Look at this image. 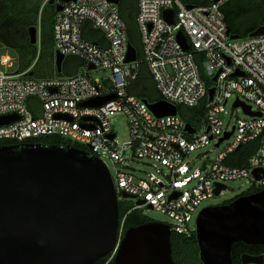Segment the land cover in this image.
<instances>
[{"label": "built area", "instance_id": "2783aa9c", "mask_svg": "<svg viewBox=\"0 0 264 264\" xmlns=\"http://www.w3.org/2000/svg\"><path fill=\"white\" fill-rule=\"evenodd\" d=\"M228 1L188 7L181 0H137L141 57L133 61H125L130 42L118 3L57 1L61 8L53 23L55 51L63 61L71 57L81 66L69 75L35 77L28 74L33 64L19 70L16 55V69L9 70L13 60L1 56L0 116L15 118L0 124V140L24 144L42 135L71 140L69 144L80 145L109 171L118 202L127 199L122 197L126 193L133 202L130 210L154 209L168 217L169 222L161 223L171 232L189 236L194 232L191 221L196 223L205 208L201 203L231 192L227 182L244 180V192L264 189V25L259 35L232 38L221 10ZM165 10L171 11L172 22L163 16ZM96 31L101 36L95 38ZM36 43L39 47V29ZM141 64L161 96L158 101L174 106L175 114L156 116L148 107L151 102L127 92ZM109 95L114 97L99 106L81 105ZM199 105L203 114L197 121H187L177 109ZM243 105L260 116L245 112ZM116 113L128 119L127 142L116 139L110 119ZM252 141L256 147L244 165L227 163L235 150ZM132 161L151 170L134 167Z\"/></svg>", "mask_w": 264, "mask_h": 264}, {"label": "water", "instance_id": "95a60500", "mask_svg": "<svg viewBox=\"0 0 264 264\" xmlns=\"http://www.w3.org/2000/svg\"><path fill=\"white\" fill-rule=\"evenodd\" d=\"M60 8L56 4V11ZM163 16L172 22L170 10L163 11ZM28 32L30 42L35 44L37 27L31 26ZM261 33L263 26L249 36ZM177 37L187 49L181 32ZM136 57V50L129 44L125 61ZM54 60L60 73L63 55L55 51ZM208 93L210 99L213 88ZM112 97L81 105L99 106ZM148 107L156 116L176 113V108L164 101L148 103ZM243 107L245 112L260 116ZM14 118L0 116V124ZM186 129L190 130L189 124ZM220 187L215 189L216 194ZM122 197L131 198L126 193ZM119 222L109 171L96 156L71 144L0 145V264H95L108 254L114 264H174L168 225L149 221L126 229L120 237ZM194 233L202 264H232L231 246L236 241L264 245V189L239 195L228 204L205 207ZM251 262L262 264V255L241 256L242 264Z\"/></svg>", "mask_w": 264, "mask_h": 264}, {"label": "trees", "instance_id": "16d2710c", "mask_svg": "<svg viewBox=\"0 0 264 264\" xmlns=\"http://www.w3.org/2000/svg\"><path fill=\"white\" fill-rule=\"evenodd\" d=\"M49 3L48 0H0V46L5 45L16 51L18 68L23 71L32 64L30 72L35 77L60 75L55 68V46L53 40V23L56 14V4ZM187 5H203L208 0H181ZM119 11L127 27V34L130 44L136 50L137 56L141 57V44L139 33L136 26L137 0H119ZM224 20L232 34L248 36L259 26L264 25V0H229L222 7ZM36 26L39 29V47L32 44L29 40L28 29ZM93 36H101L96 31ZM90 37V36H89ZM36 59V60H35ZM207 84H211L208 80ZM127 92L136 95L148 102H155L161 99L155 83L145 66L141 64L139 75L128 86ZM181 115L187 117V121H197L203 114L202 106L177 107ZM191 117V118H188ZM42 144L67 145L71 140L59 135H42L35 140ZM14 144L9 140H0V145ZM81 149V146L74 143ZM255 141L241 145L227 159V163L242 166L245 159L253 152ZM258 191L252 188L243 194ZM233 198L222 204H228ZM119 219L122 221L121 236L130 227H136L151 221L150 218L143 216L139 209L130 210L133 206L132 200L124 199L118 202ZM171 258L174 264H202L199 256V249L195 233L189 236L171 232ZM243 254L264 255V245L246 244L236 241L231 246L232 264H241ZM95 264H114L113 257L108 254L99 259Z\"/></svg>", "mask_w": 264, "mask_h": 264}, {"label": "rangeland", "instance_id": "374dc122", "mask_svg": "<svg viewBox=\"0 0 264 264\" xmlns=\"http://www.w3.org/2000/svg\"><path fill=\"white\" fill-rule=\"evenodd\" d=\"M3 55L9 56L13 60V61H11L12 67L9 70L16 69V62L14 61V59L16 58V55H17L16 51L12 48L5 46V45H1L0 46V57ZM80 66H81V64H80L79 60L71 58V57H67L62 62V69H61L60 75L72 74L77 69H79ZM100 75H104V73L101 72ZM232 102H233V99H231L226 106L228 112L232 111L231 110ZM238 114L240 117H242V115H243L241 112H239ZM110 119H111L113 127L116 131L117 141L121 142V143L127 142L130 139V134H129V122H128L126 115L123 113H116V114L110 116ZM224 143L220 146L219 150L221 149V147H223ZM207 148H205L204 150H206ZM195 153H197V152H193L191 154V156L194 157ZM130 163L134 167L139 165L142 168V170H144V171H150L151 170V168L149 166L143 165L140 162L132 161ZM138 173H140V172H138ZM141 173H143V172H141ZM244 183H245L244 180L227 182L226 185L231 190V192L224 193V195H218V196L215 195L211 199L204 200L201 203L200 207L222 204L231 198H235L236 196L242 194L245 191L246 185ZM142 212L148 218H150L153 221L169 222V219L166 215L161 214L160 212H158L154 209L144 207V208H142ZM190 225L194 229L195 228V221L192 220Z\"/></svg>", "mask_w": 264, "mask_h": 264}, {"label": "flooded vegetation", "instance_id": "af4514ba", "mask_svg": "<svg viewBox=\"0 0 264 264\" xmlns=\"http://www.w3.org/2000/svg\"><path fill=\"white\" fill-rule=\"evenodd\" d=\"M127 200H131V199L127 198Z\"/></svg>", "mask_w": 264, "mask_h": 264}]
</instances>
